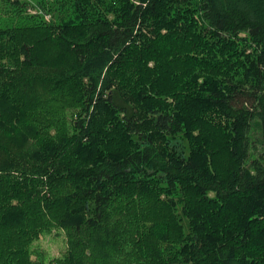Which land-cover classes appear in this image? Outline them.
<instances>
[{"label":"trees","instance_id":"trees-1","mask_svg":"<svg viewBox=\"0 0 264 264\" xmlns=\"http://www.w3.org/2000/svg\"><path fill=\"white\" fill-rule=\"evenodd\" d=\"M13 1L0 264H264V0Z\"/></svg>","mask_w":264,"mask_h":264},{"label":"rangeland","instance_id":"rangeland-1","mask_svg":"<svg viewBox=\"0 0 264 264\" xmlns=\"http://www.w3.org/2000/svg\"><path fill=\"white\" fill-rule=\"evenodd\" d=\"M26 1V2H25ZM13 0H0V23L2 24H14L17 23L19 13L16 10V4L13 3ZM25 5H21L23 8L29 10L30 15H41L45 16V19L48 21H55L56 16L51 14L45 15L41 8L40 2H43L45 7L52 6V8L60 7L62 10H66L67 15L70 14L71 6L69 0H24ZM259 128L256 127L255 130V139L259 142L258 148H262L263 144L261 143ZM67 241L64 233L55 232L50 236H44L40 241L35 243V247L42 258L46 261L52 260L59 256H62L67 249ZM33 257L36 259L37 253Z\"/></svg>","mask_w":264,"mask_h":264}]
</instances>
